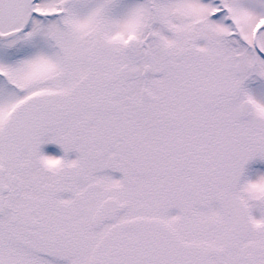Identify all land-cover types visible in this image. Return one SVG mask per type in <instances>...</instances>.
<instances>
[{"label": "snow or ice", "instance_id": "1", "mask_svg": "<svg viewBox=\"0 0 264 264\" xmlns=\"http://www.w3.org/2000/svg\"><path fill=\"white\" fill-rule=\"evenodd\" d=\"M0 264H264V0H0Z\"/></svg>", "mask_w": 264, "mask_h": 264}]
</instances>
